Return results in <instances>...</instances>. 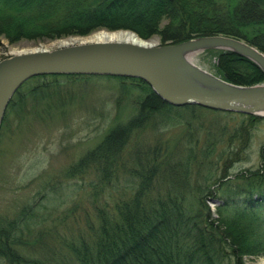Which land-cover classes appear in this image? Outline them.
<instances>
[{
  "label": "trees",
  "instance_id": "trees-1",
  "mask_svg": "<svg viewBox=\"0 0 264 264\" xmlns=\"http://www.w3.org/2000/svg\"><path fill=\"white\" fill-rule=\"evenodd\" d=\"M246 2L248 5L235 0H0V39L18 43L82 36L102 29L129 30L144 40L158 35L164 45L204 36L235 37L264 53V30L253 34L254 28L264 27V0ZM216 54L217 74L224 80L243 86L264 82L262 70L252 61L232 52ZM97 78L127 84L142 95L137 100V115L125 126L114 128L66 171V182H59L71 187L78 184L75 180L87 181L92 188L88 201L93 210L85 216L86 223L92 224L89 236L64 243L52 229L46 234L42 228L36 230L52 218L49 206L43 205L50 197L46 189L44 203L24 207L14 219L0 220V264H222L226 258L243 264L239 249L250 244L247 255H264V207L255 205L257 197L264 195L257 194L261 176L252 174L234 188L228 187L231 179L223 183L228 188L222 191L224 202L217 209L218 217L224 218L217 220L218 225L209 215L201 187L189 179V148L176 173L179 178L169 169L161 171L166 162L159 160L156 151L146 153L144 160L128 153L134 137L153 119H159L157 125L180 124L184 116H175L174 111L189 114L188 125L200 112L239 117L242 134L261 117L198 105L173 107L147 83L134 78L42 75L28 82H39L38 91ZM23 87L12 99L4 120ZM262 154L264 158V149ZM124 156L129 158L131 170L123 162ZM43 235L52 236V244L41 245Z\"/></svg>",
  "mask_w": 264,
  "mask_h": 264
},
{
  "label": "rangeland",
  "instance_id": "rangeland-1",
  "mask_svg": "<svg viewBox=\"0 0 264 264\" xmlns=\"http://www.w3.org/2000/svg\"><path fill=\"white\" fill-rule=\"evenodd\" d=\"M235 1L248 5L247 0ZM263 30L264 27H256L253 34ZM120 33L133 35L135 39H122L118 37ZM95 40L164 45L158 35L144 40L129 30L102 29L82 36L68 35L43 41L22 40L18 43L1 37L0 62L24 52L56 50ZM217 52L225 51L201 52L194 62L222 78L216 69ZM24 85L0 131V220L14 219L24 207L44 203L42 197L48 189L49 202L43 205L49 206L52 218L43 226H37L36 230L42 228L46 234L52 229L64 243H72L81 236L88 237L91 231L92 224L86 223L85 216L86 212L93 210L88 201L92 188L87 181L75 180L73 182L78 184L73 183L71 187L59 182H66V171L87 152L94 150L114 128L125 126L137 115V100L142 94L127 84L105 78L65 83L57 87L58 90L48 87L35 91L40 85L36 81ZM172 114L184 116L180 124L157 125L159 119H153L154 122L129 144V155L139 154L144 160L146 153L156 151L159 160L168 165L161 167V171L169 169L173 177L179 178L181 176L176 173L181 163L185 162L189 148L192 153L189 179L194 186L201 187L209 215L218 225L217 220H224L217 215L218 207L224 202L222 191L241 185L252 174H258L262 184L257 194L264 193L263 117L254 128L246 127V134H242L239 132V117L200 112L196 115L197 119L188 125L191 119L189 114L178 111ZM128 161L129 158L124 156L123 162L127 164V170H131ZM227 180H230L228 187L223 186ZM256 201L255 205L264 207V195L257 197ZM52 242L53 237L46 235L41 245L48 246ZM251 246L244 245L239 249L243 264H264V255H247ZM235 262L226 258L222 264Z\"/></svg>",
  "mask_w": 264,
  "mask_h": 264
},
{
  "label": "water",
  "instance_id": "water-1",
  "mask_svg": "<svg viewBox=\"0 0 264 264\" xmlns=\"http://www.w3.org/2000/svg\"><path fill=\"white\" fill-rule=\"evenodd\" d=\"M232 52L255 63L264 74V54L227 36L197 37L176 45H143L95 40L56 50L39 49L0 62V131L16 92L40 75H100L141 79L174 107L206 109L264 117V83H229L187 58L190 52Z\"/></svg>",
  "mask_w": 264,
  "mask_h": 264
},
{
  "label": "bare ground",
  "instance_id": "bare-ground-1",
  "mask_svg": "<svg viewBox=\"0 0 264 264\" xmlns=\"http://www.w3.org/2000/svg\"><path fill=\"white\" fill-rule=\"evenodd\" d=\"M121 35H119L118 37H120V38H122V39H129V40H133V39H135V37L133 36V35H127V33H125V34H122V33H120ZM204 37H212V36H204ZM202 51H198V52H190V53H188L187 54V58L190 60V61H192L193 63H195L194 62V59H195V57L198 55V54H200ZM23 54V53H22ZM3 121H4V119H3Z\"/></svg>",
  "mask_w": 264,
  "mask_h": 264
}]
</instances>
